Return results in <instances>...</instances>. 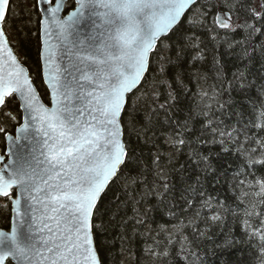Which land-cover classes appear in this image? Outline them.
<instances>
[{
	"label": "snow or ice",
	"instance_id": "snow-or-ice-1",
	"mask_svg": "<svg viewBox=\"0 0 264 264\" xmlns=\"http://www.w3.org/2000/svg\"><path fill=\"white\" fill-rule=\"evenodd\" d=\"M207 243L264 264V0H0V264Z\"/></svg>",
	"mask_w": 264,
	"mask_h": 264
},
{
	"label": "trees",
	"instance_id": "trees-1",
	"mask_svg": "<svg viewBox=\"0 0 264 264\" xmlns=\"http://www.w3.org/2000/svg\"><path fill=\"white\" fill-rule=\"evenodd\" d=\"M29 1L33 3V0H14V2H18L20 4L28 3ZM19 23L20 22L17 21V25H19ZM222 239L223 237H220L217 242ZM213 251H217V255H212ZM201 256L207 259L208 264H240L241 253L237 250H233L231 253L225 251L221 254L218 250L214 249V246L211 243H207L201 246ZM120 261H122L123 264H133L131 254L129 253L119 257L118 264Z\"/></svg>",
	"mask_w": 264,
	"mask_h": 264
},
{
	"label": "rangeland",
	"instance_id": "rangeland-1",
	"mask_svg": "<svg viewBox=\"0 0 264 264\" xmlns=\"http://www.w3.org/2000/svg\"><path fill=\"white\" fill-rule=\"evenodd\" d=\"M21 5H22L25 9H28V8H30V7L32 6V3L29 1L28 3H22ZM10 37H11V38H14V37H15V32L12 31V30H10ZM20 55H22V54H20Z\"/></svg>",
	"mask_w": 264,
	"mask_h": 264
}]
</instances>
